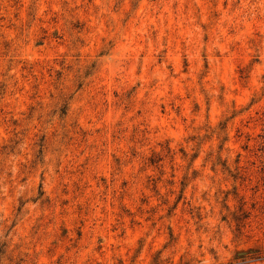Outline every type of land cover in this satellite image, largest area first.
<instances>
[{"label": "rangeland", "instance_id": "1", "mask_svg": "<svg viewBox=\"0 0 264 264\" xmlns=\"http://www.w3.org/2000/svg\"><path fill=\"white\" fill-rule=\"evenodd\" d=\"M0 264H264V0H0Z\"/></svg>", "mask_w": 264, "mask_h": 264}]
</instances>
